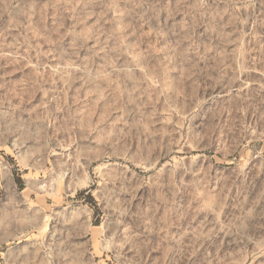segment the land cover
<instances>
[{"label": "rangeland", "instance_id": "374dc122", "mask_svg": "<svg viewBox=\"0 0 264 264\" xmlns=\"http://www.w3.org/2000/svg\"><path fill=\"white\" fill-rule=\"evenodd\" d=\"M0 159V264H264V0H0Z\"/></svg>", "mask_w": 264, "mask_h": 264}, {"label": "crops", "instance_id": "0c3cea01", "mask_svg": "<svg viewBox=\"0 0 264 264\" xmlns=\"http://www.w3.org/2000/svg\"><path fill=\"white\" fill-rule=\"evenodd\" d=\"M3 159V158H2ZM1 160V159H0ZM4 160V159H3Z\"/></svg>", "mask_w": 264, "mask_h": 264}]
</instances>
